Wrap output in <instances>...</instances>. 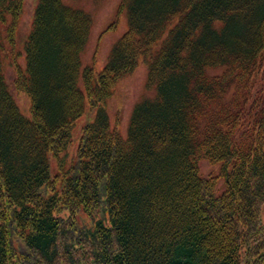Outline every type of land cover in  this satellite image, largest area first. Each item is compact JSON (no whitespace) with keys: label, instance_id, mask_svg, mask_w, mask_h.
<instances>
[{"label":"trees","instance_id":"obj_1","mask_svg":"<svg viewBox=\"0 0 264 264\" xmlns=\"http://www.w3.org/2000/svg\"><path fill=\"white\" fill-rule=\"evenodd\" d=\"M23 3L0 0V264H264V0H123L127 31L95 82L84 70L78 139L91 16L39 0L28 117L2 66ZM140 56L155 93L124 137L106 100Z\"/></svg>","mask_w":264,"mask_h":264},{"label":"rangeland","instance_id":"obj_2","mask_svg":"<svg viewBox=\"0 0 264 264\" xmlns=\"http://www.w3.org/2000/svg\"><path fill=\"white\" fill-rule=\"evenodd\" d=\"M39 0H25L22 13L17 24L14 54H2V66L7 78L12 85L16 102L23 114L32 117L31 98L24 89H17V74L26 73V48L25 43L31 31L35 9ZM67 5L83 9L92 17V24L86 45L81 53L79 85L86 93L87 86L83 77L87 66L93 68L94 76L107 64L111 49L116 40L128 29L127 9L122 6V0H63ZM149 64L140 56L135 70L121 78L113 93L106 100V108L112 124H117L123 136H127L128 124L134 104L145 96L153 95L154 86L147 84ZM86 95L85 111L77 119L74 126V135L78 139L81 128L85 122L92 120L95 112ZM201 160V168L205 173L218 169L215 164ZM220 164V163H219ZM225 188V181L220 178L217 191Z\"/></svg>","mask_w":264,"mask_h":264}]
</instances>
